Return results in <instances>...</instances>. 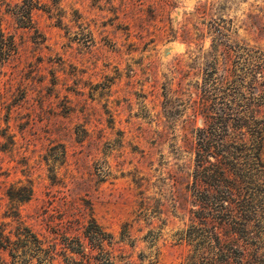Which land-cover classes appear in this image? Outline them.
Here are the masks:
<instances>
[{
    "label": "rangeland",
    "instance_id": "1",
    "mask_svg": "<svg viewBox=\"0 0 264 264\" xmlns=\"http://www.w3.org/2000/svg\"><path fill=\"white\" fill-rule=\"evenodd\" d=\"M0 23L15 42L0 59V237L27 227L64 264V233L93 219L104 251L134 264L190 254L208 192L218 209L235 186L211 164L264 123V0H0ZM227 47L255 63L243 86L227 78ZM240 181L236 201L260 210L238 234L246 249L264 176ZM21 186L31 197L11 200ZM0 264H12L2 246Z\"/></svg>",
    "mask_w": 264,
    "mask_h": 264
},
{
    "label": "trees",
    "instance_id": "2",
    "mask_svg": "<svg viewBox=\"0 0 264 264\" xmlns=\"http://www.w3.org/2000/svg\"><path fill=\"white\" fill-rule=\"evenodd\" d=\"M14 51L13 37L5 34L0 23V59L8 60ZM225 56L227 78L233 77L239 87L243 86L247 81L245 78L248 76L252 78L254 74L255 63L252 57L247 53H237L230 47L226 48ZM238 93L245 99L243 92ZM245 101H241V107L250 113L245 108V106L248 107ZM247 118L245 115L241 117V125L246 129L250 128ZM254 124L251 126L253 128L249 129V137L242 134L241 143L238 148L235 147L237 151L231 152L225 149L222 157L224 161L220 158L217 167L211 164L212 167L209 170L220 168L225 174L223 179L234 174L236 176L233 182L235 186H227V190L220 195L223 197L221 200L218 199L221 201L218 209L213 206L216 200L214 194L208 192L206 200L211 207L208 212L209 216H201L203 220L200 227L203 233L199 234V231L195 229L200 237L196 240L194 250L176 264H264V253L260 250L264 247V223L259 224V228L255 231V242L251 241L253 246L245 249L237 238L238 234L246 233L249 223L260 214V210L253 205L255 198L250 195L249 200L244 199L238 203L232 190L236 188L242 190L240 185L242 175L250 179L254 175L264 176V123L257 121ZM212 172L216 171L212 170ZM254 186L253 189L257 185L254 183ZM31 194V186L8 189L9 198L17 202L28 200ZM230 203H234L233 206ZM213 210L218 211V214L213 213ZM219 228L224 229L223 232L220 233ZM69 229H80L81 233L73 235L64 233L61 251L64 264H114L117 259L120 260V264H134L127 255L122 254L116 257L117 255L111 251H104L108 233L95 220L92 219L87 225L71 224ZM260 237L262 239L259 241ZM0 246L8 250L12 257V264H38V258L41 255H45V264H52L53 261L51 248L44 245L39 235L27 227L20 228L13 240L9 236L0 237Z\"/></svg>",
    "mask_w": 264,
    "mask_h": 264
}]
</instances>
